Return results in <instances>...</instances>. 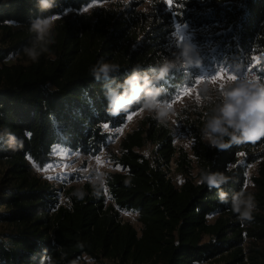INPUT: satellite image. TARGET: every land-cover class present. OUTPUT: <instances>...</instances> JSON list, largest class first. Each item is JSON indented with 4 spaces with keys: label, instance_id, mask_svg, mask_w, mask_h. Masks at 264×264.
<instances>
[{
    "label": "trees",
    "instance_id": "trees-1",
    "mask_svg": "<svg viewBox=\"0 0 264 264\" xmlns=\"http://www.w3.org/2000/svg\"><path fill=\"white\" fill-rule=\"evenodd\" d=\"M94 1L109 2L55 0L57 7L40 12L37 0H0V163L6 165L0 185V264H87L85 256L91 264H204L217 258L225 264H264V136L218 150L201 140L194 125L191 158L175 145L166 121L145 116L120 143L115 157L120 169L107 174L118 208L138 212L139 230L121 222L101 185H87L82 198L74 193L63 204L59 189L35 171L53 161L58 147L84 156L102 151L142 107L109 115L107 82H97L90 68L103 58L120 65L112 77L117 82L136 65L155 76L158 61L176 59L175 24L186 26L196 45L208 46L213 59L238 62L243 70L255 64L253 74L264 76L257 70L264 67V0H172L171 5L154 0L148 12L133 1L122 11L120 6L84 12ZM65 10L71 14L65 16ZM53 13L60 14L56 42L33 62L23 53L33 36L30 21ZM206 51L199 49V57L205 59ZM14 55L25 58L10 62ZM199 73L198 67L178 63L155 85L159 99L172 101ZM204 111L206 105L196 111L202 113L200 127ZM5 130L23 146L12 151L4 143ZM147 144L154 145L152 158L139 152ZM172 158L185 175L179 185L164 169ZM253 164L257 173L247 190ZM202 171L224 173L230 180L210 190L197 184ZM242 190L257 202L254 220L244 226L231 207L233 194ZM220 191L229 203L220 202Z\"/></svg>",
    "mask_w": 264,
    "mask_h": 264
},
{
    "label": "clouds",
    "instance_id": "clouds-1",
    "mask_svg": "<svg viewBox=\"0 0 264 264\" xmlns=\"http://www.w3.org/2000/svg\"><path fill=\"white\" fill-rule=\"evenodd\" d=\"M109 3L119 4L122 11L132 0H109ZM37 7L40 12H47L57 7V4L55 0H37ZM66 12L67 10L65 14ZM59 18L60 14L53 13L47 16L38 15L30 21L29 31L33 36L29 44L24 46L23 53L31 61L38 62L40 56L48 53L50 46L55 44L54 27ZM178 48L179 51L174 53L176 59L164 57L162 62H157L159 71L155 76H150L148 72L141 73L138 70L139 65H136L122 82L112 79L113 74L120 70L119 64L107 62L103 58L98 60L89 71L97 82H107L103 84V88L106 89L104 96L108 114L119 116L121 113H127L134 105H140L142 110L154 112L155 118L163 121L171 108L159 99L161 90L155 85L163 80L171 69L176 68L178 63L181 67H200L202 64L192 43L181 42ZM234 67L239 72L243 70L244 65L237 63ZM201 91L203 104L207 106L200 128V138L203 142L218 150H225L232 144L249 141L254 143L264 136V81L258 76L239 78L218 88H210L205 84ZM5 131L8 138L4 143L12 151L23 146V140ZM229 180L230 177L224 173L202 171L197 184H206L210 190L220 189V186ZM76 195L82 198L84 194L77 192ZM219 199L222 203H229L228 196L223 191H220ZM231 207L244 226L254 220L253 213L257 210V202L252 193L242 190L233 194ZM83 259L87 264H91L89 257L85 256ZM71 264H80V261H72Z\"/></svg>",
    "mask_w": 264,
    "mask_h": 264
},
{
    "label": "rangeland",
    "instance_id": "rangeland-1",
    "mask_svg": "<svg viewBox=\"0 0 264 264\" xmlns=\"http://www.w3.org/2000/svg\"><path fill=\"white\" fill-rule=\"evenodd\" d=\"M133 1L138 5V9L144 12H148L154 2V0H132V2ZM103 7L113 9L120 7V5L117 3H99L94 1L90 3L89 6L85 7L86 10L84 9V12H90L92 9L97 10ZM70 14L71 12L68 11L64 15L68 16ZM172 38L177 47L181 42H190L195 46L197 52L199 49H207L206 53L208 54L205 59L199 57L202 60V64L198 67L200 73L195 84L189 88L183 89L172 101L166 102L168 105L171 104V110L167 117L163 119L173 130L175 145L178 148L184 149L189 154V157L193 158V140L191 138V131H194V125L201 128L197 119L202 113H196V111L200 112L205 106L203 104V93L201 91L203 86L207 84L210 88H218L221 85L226 86L233 82V80L229 79L231 75H236L237 79H239L245 75L252 76L254 74L251 66L246 70L237 72L234 66L238 62L230 63L227 58H223L219 61L213 59L212 55H210L212 51L208 49V46L196 45L193 41V35L184 25L175 24ZM24 58V55H14L11 56L10 62L19 59L23 60ZM218 68H222L223 71H218ZM214 76H220L222 78L214 79ZM185 90H190L189 94L185 95ZM197 97H199V99H197ZM147 115L155 117L154 112L150 113L141 108L139 111L130 115L131 119L127 118L122 128H137L142 119ZM189 141H191V143H189ZM153 149L154 145L147 144L140 149L139 152L148 158H152ZM117 150H119L118 147L110 145L104 151L102 150L97 156H84L80 153L66 150L63 147H58L52 155L53 161L43 169H35V171L38 176L59 189L60 202L66 204L69 197L74 193L86 191L87 185L92 187L93 185L98 184L104 188L103 184H105L107 174L114 172V170L116 171V169H120L119 164L115 160ZM108 157H110L111 161L115 162L113 166L114 168L112 169H110L106 163V158ZM256 170L257 164L251 165L248 169L247 190L253 188L252 177L256 175ZM5 171L6 165L0 163V185ZM197 172V168H193L192 176H196ZM184 176L185 175L177 169L174 175V183L179 185L180 180L183 179ZM245 245H247V243ZM107 262L111 263L110 261ZM204 264H225V262L221 258H217Z\"/></svg>",
    "mask_w": 264,
    "mask_h": 264
},
{
    "label": "built area",
    "instance_id": "built-area-1",
    "mask_svg": "<svg viewBox=\"0 0 264 264\" xmlns=\"http://www.w3.org/2000/svg\"><path fill=\"white\" fill-rule=\"evenodd\" d=\"M122 127L123 126H121L119 129L114 131L113 136L108 140L107 144L103 147V149H102L103 151L108 146L114 145V146L119 148V150H117V152H116L117 156L120 155V153H119L120 152V143H121L122 139L126 136V134H128L134 130L132 128L125 129V127L124 128H122ZM106 163L108 164L110 169L114 168L113 166H114L115 162L111 161L110 157L106 158ZM164 169L167 173V177L172 179L174 182V180H175L174 175L178 169L177 161L175 160V158H172L170 160V162L164 167ZM116 170H118V169H116ZM179 184H180V182H179ZM103 186L105 188L104 189V195H105L106 201L108 204L110 203V204L116 206L117 210L119 211V215H120L119 219L121 220V222L122 223H129L130 225L134 226L136 229L139 230L141 227V223L139 221L138 212L134 211V210H127V209L118 208V206L115 203L114 197L111 194L109 187L107 186V176H106L105 184H103Z\"/></svg>",
    "mask_w": 264,
    "mask_h": 264
},
{
    "label": "snow or ice",
    "instance_id": "snow-or-ice-1",
    "mask_svg": "<svg viewBox=\"0 0 264 264\" xmlns=\"http://www.w3.org/2000/svg\"><path fill=\"white\" fill-rule=\"evenodd\" d=\"M163 2L167 3L168 5H171V4H172V0H163ZM85 10H86V9H85ZM252 67H253V68H256V65L254 64V65H252ZM257 70H258V71H261V72H264V67H260V68H258ZM218 71H223V69H222V68H218ZM246 76H247V75H245V76H243V77H241V78H246ZM252 76H256V75H252ZM258 77H259L261 80H264V76H258ZM213 78H214V79H220V78H222V77H220V76H214ZM229 79H231V80L234 81V80L237 79V76H236V75H231V76L229 77ZM189 91H190V90H185L184 94H185V95L189 94ZM197 99H199V97H197ZM168 106L171 108V104H169ZM128 118L131 119V116H129ZM104 127H108V124H105ZM29 135H30V134H29Z\"/></svg>",
    "mask_w": 264,
    "mask_h": 264
}]
</instances>
